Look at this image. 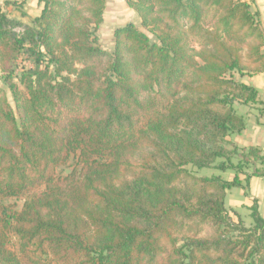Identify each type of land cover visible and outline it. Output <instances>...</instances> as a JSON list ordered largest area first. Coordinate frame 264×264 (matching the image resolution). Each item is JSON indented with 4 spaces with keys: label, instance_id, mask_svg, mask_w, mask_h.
Returning a JSON list of instances; mask_svg holds the SVG:
<instances>
[{
    "label": "trees",
    "instance_id": "obj_1",
    "mask_svg": "<svg viewBox=\"0 0 264 264\" xmlns=\"http://www.w3.org/2000/svg\"><path fill=\"white\" fill-rule=\"evenodd\" d=\"M125 1L154 40L128 21L112 51L96 34L106 0H38L32 24L0 7L13 99L0 86V264H264L257 199L251 226L225 205L264 177V151L228 139L246 126L235 103H264L236 76L264 71L259 13L252 0Z\"/></svg>",
    "mask_w": 264,
    "mask_h": 264
},
{
    "label": "rangeland",
    "instance_id": "obj_2",
    "mask_svg": "<svg viewBox=\"0 0 264 264\" xmlns=\"http://www.w3.org/2000/svg\"><path fill=\"white\" fill-rule=\"evenodd\" d=\"M5 1L6 0H0V7H4L9 12L11 11L13 13L14 12L18 13L21 17H24V18L27 16L28 17L30 16L28 14V11H32L33 13H36L40 7L38 0H27V5H23L20 8H16L13 4L5 5ZM8 1H14V0H8ZM117 1H119L118 7H117V11H119L118 13L114 12V10H112V8H111L112 0H108L107 7L105 10V14H104V21L101 24V26L99 27V29L97 30L96 34L99 37L101 47L102 46H105V47L111 46V41H113V44H114V37H113L114 29L117 26L122 25L128 21H131V22L137 24V26H139L142 30H144L146 33H148L151 40H154L153 35L141 26L140 18L138 16V14L136 13V11L134 9H132L131 7H129L128 4L125 2V0H117ZM106 2H107V0H106ZM24 4H26V2ZM11 12H10V14H11ZM30 17L31 18L28 20L30 22H32L33 17L32 16H30ZM19 62H20V59L16 60L15 64L19 65ZM236 76L238 79L241 77L238 74ZM0 86L4 87L7 90L9 100L11 103H13L11 93L9 92L6 85L3 83L1 75H0ZM239 104H242V103L236 102L235 108L238 107V109H239L238 112L242 113L243 109H240ZM243 114H244V112H243ZM228 147H230V146H228ZM218 161H221V160L219 159ZM234 161L237 162V158H235ZM74 163H75L74 160H71L68 164L61 166L58 169V172L60 174H67L68 172H70L73 169ZM188 169L192 170L198 176H212V175H219L220 174L224 179H229V180H230V178L232 179L233 176L235 175V171H233V170H228V171L222 170V171H220V170L215 169V168H197V167H194L192 165H188ZM247 171L251 172L252 168H248ZM240 176L243 177L242 179H244V174H241ZM259 182H260V179H258V184H259ZM254 186H255V182H254ZM261 200H263V202H262L263 207L262 208H264V199H261ZM2 202H5V204H8V203L15 204L19 209L22 206V201L14 198V197L4 199ZM253 202H254V200L251 199L248 194L247 195L244 194V191L242 190V188H232V189H229V191H228V195L226 198L225 205H226V208H227L229 214L231 215V217L234 221H237L239 219V216H240L244 222V225L251 226L253 224V222H252L251 216L249 214L250 213L249 206L252 205Z\"/></svg>",
    "mask_w": 264,
    "mask_h": 264
},
{
    "label": "crops",
    "instance_id": "obj_3",
    "mask_svg": "<svg viewBox=\"0 0 264 264\" xmlns=\"http://www.w3.org/2000/svg\"><path fill=\"white\" fill-rule=\"evenodd\" d=\"M117 0H112L111 8L114 10V12L117 11L118 7ZM126 2V1H125ZM108 0L106 2L107 7ZM27 5V0L26 4ZM40 5V4H39ZM26 7V6H25ZM27 8V7H26ZM251 8L253 11H257L259 13V17L261 20V27L264 31V0H252ZM41 5L36 13H33L32 11H28V14L33 17H37L40 14ZM11 12V11H10ZM9 15L13 18L19 19L21 21L27 24H32L28 19L31 17H21L18 13H9ZM104 49L112 51L114 44L113 41H111V46L105 47L102 46ZM239 80L243 81L244 83H247L249 85L254 86L258 91V99L259 101L264 102V71L255 74V75H244L243 77H240ZM240 109H243V112H238L239 109L236 107L237 112L240 115H243L245 118L246 126L245 129L240 134H232L228 137L233 143L237 144L240 147L243 146H258L264 151V103H249V104H239ZM228 171V170H227ZM241 175V174H240ZM241 177V176H240ZM243 178V177H241ZM231 179V178H230ZM258 179H260V182L258 184ZM255 182V186H254ZM244 191V190H243ZM245 194V193H244ZM249 195L251 199H257L259 204V210L264 217V208L263 207V200L264 199V177H257L253 176L250 180V186L248 188V191L245 195Z\"/></svg>",
    "mask_w": 264,
    "mask_h": 264
}]
</instances>
